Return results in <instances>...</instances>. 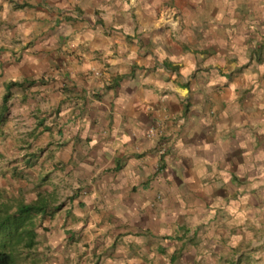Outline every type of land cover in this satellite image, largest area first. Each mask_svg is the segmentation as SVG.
<instances>
[{
  "label": "crops",
  "instance_id": "1",
  "mask_svg": "<svg viewBox=\"0 0 264 264\" xmlns=\"http://www.w3.org/2000/svg\"><path fill=\"white\" fill-rule=\"evenodd\" d=\"M0 29L9 179L23 168L28 188L69 194L47 199L60 208L44 216L46 252L172 264L173 230L201 221L214 237L194 247L200 264H264V186L250 182L264 179V62L249 91L253 76L200 53L220 50L221 31L263 51L264 0H0ZM248 220L262 250L241 262L232 230Z\"/></svg>",
  "mask_w": 264,
  "mask_h": 264
},
{
  "label": "rangeland",
  "instance_id": "2",
  "mask_svg": "<svg viewBox=\"0 0 264 264\" xmlns=\"http://www.w3.org/2000/svg\"><path fill=\"white\" fill-rule=\"evenodd\" d=\"M181 6H185L184 4H181ZM187 6L189 7V10H192L191 18H195V12L197 10H194V6L187 2ZM220 7V5H219ZM218 7V8H219ZM176 13V11H175ZM208 23V22H207ZM0 31H2L0 29ZM224 34L222 31L220 32V39L224 40L220 45V50L215 52H209L208 50H204L203 52H200L204 55L205 58L208 56H214L215 60H217L216 66L221 65V68L218 69L219 73H227L229 75L238 76L242 75L241 73H247L248 76L254 77V82L250 87H248L249 91L254 90L255 88H259L261 86L260 83V70L258 67L261 62H264V50L258 49V45L261 44V41H256L257 50L252 49V51L244 52L243 46L241 47H231L230 46V40L228 39V35H222ZM254 40V37H252ZM256 38V37H255ZM200 37H193V40H200ZM209 39H212L211 36L204 37V43L209 42ZM255 43V42H254ZM244 45V43H242ZM239 48V49H235ZM252 48V47H251ZM254 48V47H253ZM262 60V61H261ZM235 64V65H234ZM202 71H205L202 70ZM206 72V71H205ZM252 72V74H251ZM217 73V71H216ZM257 79H256V78ZM260 84H259V83ZM3 103V97L0 96V107ZM9 104V101H8ZM5 124H0V146H4L6 148L8 156H4L0 153V208L2 210L8 209L9 211H15L17 208V205L20 202H32L38 199V197L42 194L40 185L38 186L36 183L34 186L28 188V185H25V179L26 177H30L31 175L25 176L27 173L23 171V168L20 169V171H15L13 173V181H10L9 175H11L10 171V165L18 160L19 157H16V153H12V147L9 146L6 137L4 136L5 130L3 129ZM1 150V148H0ZM252 177V175H251ZM264 179L262 178H253L250 179V182L255 184L256 187L258 186H264ZM27 181V180H26ZM244 182V181H243ZM44 195L48 200L54 201L55 203H59L63 205L65 202L68 201L69 194L66 192L65 189L60 190L57 194H50L48 192H45ZM232 198L236 199V195L232 196ZM213 199H215L213 197ZM238 199V197H237ZM215 202H218L217 199H215ZM213 204V203H212ZM215 207V205H212ZM44 216L37 215L34 218V222L36 224V231H37V240L38 244L31 250H24L21 246L18 247V252H20L16 264H60L58 261V256H53V253L50 251L46 252V248L43 243L46 242V240L43 238L42 233H46V231H49L48 227H45L42 225ZM237 220V217H236ZM236 222V221H235ZM222 221H220L219 226L226 228L227 225H221ZM215 225V223H214ZM213 228V225L209 224V222L202 223L201 221L190 223L188 222V226L183 227V229L180 231V233L177 231V234L173 230L171 237L173 241V245H171V251L174 250L177 254V259L172 260V264H200L201 261L195 260V250L194 247L200 243L202 240V232L207 233V236L205 239H212L214 236H209V230ZM256 228V227H255ZM239 230V233H237ZM254 230V224L251 222V220L247 222H240V225L237 223L236 227L234 228L233 234L236 236H241L242 239L235 237V252L240 253V261L245 257V255L248 254V252H257L261 251L262 248L252 247L250 245V238L247 237V234L249 232H253ZM259 230V229H258ZM247 234H246V232ZM41 232V234H40ZM209 233V234H208ZM222 234V231H221ZM256 234V232H255ZM180 239V240H179ZM226 239V238H225ZM229 239V237H227ZM183 241V242H182ZM205 246V245H204ZM211 245H207L204 247V249H207L210 251ZM109 249V248H108ZM176 249V250H175ZM108 251V250H107ZM106 253L100 254V258L94 261V264H100L101 256H105ZM167 251H164L163 254H166ZM244 256V257H243ZM248 259V258H247ZM73 261V260H72ZM81 260L77 261L75 264H79ZM242 262V261H241ZM244 264L246 262V259L243 260ZM70 264L69 257L65 256L64 262H61V264ZM162 264V260L159 262ZM217 264V261L209 260L204 261V264ZM219 264H234V260L228 261L227 259L224 261H219Z\"/></svg>",
  "mask_w": 264,
  "mask_h": 264
},
{
  "label": "trees",
  "instance_id": "3",
  "mask_svg": "<svg viewBox=\"0 0 264 264\" xmlns=\"http://www.w3.org/2000/svg\"><path fill=\"white\" fill-rule=\"evenodd\" d=\"M18 84L13 82L10 87ZM9 98L7 92L0 107V124H3L9 110ZM48 203L47 198L40 195L35 201L20 202L12 212L0 208V264H16L20 254L18 247L31 250L38 244L34 218L37 215H53L60 208V206L49 208Z\"/></svg>",
  "mask_w": 264,
  "mask_h": 264
}]
</instances>
